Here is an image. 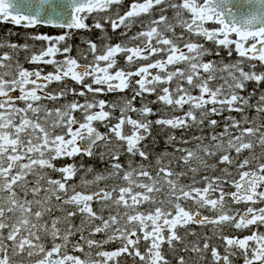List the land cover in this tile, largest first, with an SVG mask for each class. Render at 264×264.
<instances>
[{
    "label": "snow or ice",
    "instance_id": "6c2138e0",
    "mask_svg": "<svg viewBox=\"0 0 264 264\" xmlns=\"http://www.w3.org/2000/svg\"><path fill=\"white\" fill-rule=\"evenodd\" d=\"M23 7L62 31L0 38V264H264V0Z\"/></svg>",
    "mask_w": 264,
    "mask_h": 264
},
{
    "label": "flooded vegetation",
    "instance_id": "af4514ba",
    "mask_svg": "<svg viewBox=\"0 0 264 264\" xmlns=\"http://www.w3.org/2000/svg\"><path fill=\"white\" fill-rule=\"evenodd\" d=\"M127 2H128V0H125L126 5H127ZM23 6L24 5L21 4V9L23 11H27V9L24 8ZM89 23H91V21H89ZM135 30L136 29H133V31H135ZM61 31L62 30H60V29H54L51 27H39L38 29H24L22 27L15 26L11 23L0 22V38H4L6 36V34H9V33H18L19 35L13 34V35L8 36V38L11 41H16V42H20V43H23L24 36L26 33H28V34L46 33V34H51V35H58L61 33ZM98 35H100V34L96 31H93L92 33L82 31L76 37L73 38L72 44L75 48V46L80 45V42L83 38L90 36L92 39H96ZM111 35H112V42L113 43L119 41L120 37L118 34H111ZM29 43H32V41H29ZM41 43L42 42H37V45L39 46ZM75 54L76 53L74 51L73 55H75ZM222 55H224L226 57V53H222ZM25 66L26 67H32L31 65H25ZM46 70H51V68H48ZM69 83L71 84V82H69ZM254 86L255 85L250 84L249 90H251V88H253ZM51 87L55 88L56 85H52ZM102 98L113 99L114 97L109 95L107 97H102ZM68 99H71V97H68ZM154 107H156V106H154ZM153 119H155V117H153ZM100 130L104 131L103 128H101ZM161 132H162V134H161ZM177 135H179V133H177ZM153 136L155 137V144L152 145V147H154L155 151H156V147H158L160 145L162 147H167V144H166L167 137H166L165 131H162L160 128H154L153 129ZM158 141H160V143ZM84 163L85 164H94L97 168L102 166L98 161L92 160L89 158H85ZM112 247H115V246L113 245ZM128 264H132L131 260L128 261ZM238 264H239V262H238Z\"/></svg>",
    "mask_w": 264,
    "mask_h": 264
},
{
    "label": "rangeland",
    "instance_id": "374dc122",
    "mask_svg": "<svg viewBox=\"0 0 264 264\" xmlns=\"http://www.w3.org/2000/svg\"><path fill=\"white\" fill-rule=\"evenodd\" d=\"M161 134H162V132H161ZM158 142L160 143V141H158ZM160 146H161V145H160ZM160 146L156 147V151H157V152H162V151H164L166 148H167L168 151H172V149H171L170 147H168V146H167V147H162V146L160 147Z\"/></svg>",
    "mask_w": 264,
    "mask_h": 264
},
{
    "label": "water",
    "instance_id": "95a60500",
    "mask_svg": "<svg viewBox=\"0 0 264 264\" xmlns=\"http://www.w3.org/2000/svg\"><path fill=\"white\" fill-rule=\"evenodd\" d=\"M16 3L21 6V4L25 5L26 0H16Z\"/></svg>",
    "mask_w": 264,
    "mask_h": 264
},
{
    "label": "trees",
    "instance_id": "16d2710c",
    "mask_svg": "<svg viewBox=\"0 0 264 264\" xmlns=\"http://www.w3.org/2000/svg\"><path fill=\"white\" fill-rule=\"evenodd\" d=\"M157 152V151H156ZM100 165V164H99Z\"/></svg>",
    "mask_w": 264,
    "mask_h": 264
}]
</instances>
